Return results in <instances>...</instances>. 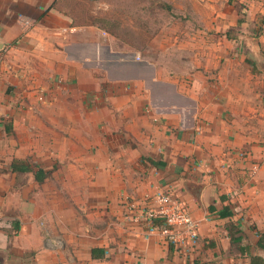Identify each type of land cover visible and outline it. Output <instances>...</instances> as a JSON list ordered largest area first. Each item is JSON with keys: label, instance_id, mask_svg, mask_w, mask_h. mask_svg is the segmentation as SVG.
<instances>
[{"label": "crops", "instance_id": "obj_1", "mask_svg": "<svg viewBox=\"0 0 264 264\" xmlns=\"http://www.w3.org/2000/svg\"><path fill=\"white\" fill-rule=\"evenodd\" d=\"M69 1L0 0V264L264 257V29L246 53L221 38L214 70L176 74L105 45ZM245 1L252 27L264 0ZM14 158L51 172L40 182ZM168 190L196 238L171 243L145 212Z\"/></svg>", "mask_w": 264, "mask_h": 264}, {"label": "rangeland", "instance_id": "obj_2", "mask_svg": "<svg viewBox=\"0 0 264 264\" xmlns=\"http://www.w3.org/2000/svg\"><path fill=\"white\" fill-rule=\"evenodd\" d=\"M69 7L75 23L107 33L105 45L130 49L176 74L214 70L221 38L237 37V51L246 53L243 35L258 37L264 29V16L247 25L245 0H70Z\"/></svg>", "mask_w": 264, "mask_h": 264}, {"label": "built area", "instance_id": "obj_3", "mask_svg": "<svg viewBox=\"0 0 264 264\" xmlns=\"http://www.w3.org/2000/svg\"><path fill=\"white\" fill-rule=\"evenodd\" d=\"M156 206L147 212L151 219H160L164 224L163 232L172 243L186 238L194 239L198 235V222L192 215L187 202L171 190L156 196ZM131 208H134L132 205ZM51 238L47 239L51 243Z\"/></svg>", "mask_w": 264, "mask_h": 264}, {"label": "trees", "instance_id": "obj_4", "mask_svg": "<svg viewBox=\"0 0 264 264\" xmlns=\"http://www.w3.org/2000/svg\"><path fill=\"white\" fill-rule=\"evenodd\" d=\"M11 170L13 171H17V172H34L35 174V178L42 182L45 180V178H47L51 172V170H47L44 167H41L38 164H32L29 161H26L25 159H20V158H14L11 164ZM223 215H226L227 213H222ZM230 214V212L228 213ZM157 223L158 222H162V220H158L156 219ZM235 231V235L231 236V239L237 240L238 238V242L240 243L242 240V236L241 234V229L239 228H234ZM261 239H264V231L261 232ZM250 244H246L243 247H247V249L249 248ZM251 264H264V257L258 255V254H252L251 255Z\"/></svg>", "mask_w": 264, "mask_h": 264}]
</instances>
